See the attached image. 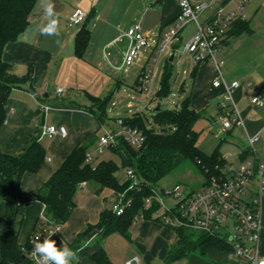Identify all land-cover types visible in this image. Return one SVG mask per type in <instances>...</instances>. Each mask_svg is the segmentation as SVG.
Masks as SVG:
<instances>
[{
    "label": "crops",
    "instance_id": "obj_1",
    "mask_svg": "<svg viewBox=\"0 0 264 264\" xmlns=\"http://www.w3.org/2000/svg\"><path fill=\"white\" fill-rule=\"evenodd\" d=\"M77 8L84 9L91 17L82 26L71 27L68 21ZM180 12L178 0H37L29 18V26L17 41L6 46L3 54V61L19 77L25 76L32 68L33 80L32 85L25 84L10 93L6 103L7 121L0 129V152L18 156L29 141L38 139L47 154L45 163L37 173L23 175L21 180L23 192L37 194L76 148L96 138L101 125L96 117L86 110L91 106L86 94L104 98L107 93H113L120 87L122 82L117 79L119 67L114 66L112 60L117 55V45L121 44L124 62L129 46L127 32L130 27L140 23L145 33L163 32ZM46 28L53 30L45 31ZM83 28L90 31V39L83 57L79 58L75 52V39ZM138 67L142 69L141 63ZM208 69L212 78L211 93L197 104L191 101L192 109L197 112H204V108L210 106V102L219 103L222 98L223 89L213 87V81L217 76V69L213 64L198 66L194 80L197 81V77L200 78ZM256 86L254 92H248L253 88L252 83L246 85L247 88L241 85L234 92V100L248 134L250 136L260 134L259 143L262 144L264 152V119L254 110V107H264L263 77H259V84ZM60 87L65 88V93L57 95ZM258 95L263 99L262 105L246 103L247 96L253 99ZM41 106H47L48 112ZM44 125L64 126L67 129V136L40 140L39 130ZM247 150L248 148L240 150V159L242 152ZM108 151L112 153L111 150ZM259 157L264 160V154ZM96 158L97 163L102 161L99 156ZM83 184L75 195L76 208L69 221L60 226L59 231L54 232L52 236L57 246L63 245L73 249L72 245L77 236L89 225H97L104 209L113 207H107V201L111 199L112 205L115 203L116 195L112 190L105 189L98 194L97 185ZM82 191L89 196L82 198L80 194ZM25 208L18 235L21 246L28 243L35 226L43 218L45 205L33 200L28 202ZM5 211L6 203L0 201V240L5 226ZM261 217L263 239L260 242L259 253L264 256V197L261 202ZM20 220L21 217L18 218V222ZM114 235L121 236L113 234L100 243L98 231H93L81 244L76 262L92 264L88 256L100 249L99 244L105 250L107 241ZM173 236L176 235L171 229L167 230L156 222L138 220L131 228V241L127 240L133 246V251L124 256L120 264H126L135 258L139 259V263L136 264L165 262Z\"/></svg>",
    "mask_w": 264,
    "mask_h": 264
},
{
    "label": "trees",
    "instance_id": "obj_2",
    "mask_svg": "<svg viewBox=\"0 0 264 264\" xmlns=\"http://www.w3.org/2000/svg\"><path fill=\"white\" fill-rule=\"evenodd\" d=\"M232 1L223 0V5L226 6ZM36 2L37 0H0V129L7 121L6 103L11 91L25 84L32 85V68L25 76L19 77L3 61V54L6 46L17 41L29 26V18ZM90 17L89 14L86 22ZM249 31L250 23L247 20H239L233 26L229 38ZM89 39L90 31L87 28L78 32L75 39L77 57H83ZM168 78L169 74L163 78L161 96L169 92ZM86 97L91 103L86 110L93 114L102 126L107 119L110 100L108 97L96 98L89 94H86ZM200 118L201 112L192 109L191 99H188L181 108L156 111L155 120L160 127L158 131L149 126L140 115L123 120L126 125L138 128L146 136V142L141 149H135L123 141L119 142L117 148L111 149L120 158L122 167L133 170L139 179V184L129 191L130 182L120 184L117 180L116 173L119 168L113 160H102L95 166L86 162V155L96 143V138L76 148L35 195L22 191L21 180L25 173H37L45 163L47 154L43 144L38 139L31 140L18 156L0 152V201L6 203L5 226L0 240V264H31L29 251L33 247L32 239L39 232L50 230L54 226H63L69 221L76 208L75 195L83 183H95L98 186V194L105 189L112 190L115 195L126 192L125 198L131 199L132 204L121 216H116L112 208L104 209L98 224L89 225L77 236L72 245L73 249H79L93 231H98L100 243L113 234H120L131 241V228L135 222L140 218L154 220L152 211L145 209L144 199L152 193V189L158 187L161 180L185 162L193 163L204 175L206 182L219 178L227 161L218 148L211 154L199 148L200 133L195 130V125ZM241 155V160L244 161L250 152L243 151ZM33 200L45 205L43 218L38 221L28 243L21 246L18 235L26 212L23 202ZM19 217L21 220L18 222ZM155 221L159 222L156 219ZM186 233L194 238L195 233L179 230L176 234L177 242L172 244L166 257V264L191 253L205 256L209 250L227 253L231 251L229 244L219 237L199 234L196 241L187 242ZM99 245L100 249L89 255V260L92 264H113L103 246ZM81 257L83 256H79Z\"/></svg>",
    "mask_w": 264,
    "mask_h": 264
},
{
    "label": "built area",
    "instance_id": "obj_3",
    "mask_svg": "<svg viewBox=\"0 0 264 264\" xmlns=\"http://www.w3.org/2000/svg\"><path fill=\"white\" fill-rule=\"evenodd\" d=\"M215 0H178L179 16L159 33L148 34L143 31L140 23L134 24L127 32L129 46L124 62L119 71L129 72L130 68L141 63L142 71L138 79L140 91H146L153 83L154 70L151 64H156L160 56L179 52L178 45L183 41L181 36L184 28L194 22L197 32L187 41L183 52L189 54L196 66L211 63L217 69L213 87L222 88L223 94L219 102L220 116L223 120V130H230L233 125L243 127L248 139V150L253 161H247L241 167L228 163L221 169L219 178L206 182L199 192H187L181 184L170 188H154L144 199L145 209L152 211V218L171 229L174 235L179 230L206 234L225 240L230 246L229 254L236 259V264H264V256L259 253L263 236V220L261 217V202L264 197V160H261L256 150L260 142V134L250 136L241 118L234 100V92L241 87L238 82L228 84L222 73L223 63H218L216 55L220 46L229 40V34L235 23L246 20L243 12L250 0H241L235 10L227 6L218 8L215 14L204 23L203 16L214 4ZM234 1V0H233ZM88 12L77 8L69 18L71 27L82 26L88 19ZM65 93L60 87L57 95ZM251 103L262 105L261 96H255ZM48 112L47 106H41ZM119 128L115 131H104L97 141V153L101 156L106 150L117 148L120 141L135 149H141L145 142V134L138 128H133L118 120ZM57 136L66 137L64 126L44 125L39 130V139H52ZM247 160V159H246ZM244 160V161H246ZM86 162L95 166L98 162L92 152L86 155ZM126 177L130 182L129 190L139 184V179L131 169H126ZM82 184L81 186H83ZM126 192L116 195L112 210L116 216H121L131 206L132 200L126 199ZM28 201L23 202L26 207ZM60 226L39 232L31 243L43 241L47 234L59 231ZM79 249L78 253L81 251ZM33 247L29 251L31 264H37L38 257L33 256ZM139 263L135 258L126 264Z\"/></svg>",
    "mask_w": 264,
    "mask_h": 264
},
{
    "label": "rangeland",
    "instance_id": "obj_4",
    "mask_svg": "<svg viewBox=\"0 0 264 264\" xmlns=\"http://www.w3.org/2000/svg\"><path fill=\"white\" fill-rule=\"evenodd\" d=\"M240 1H232L227 9L235 10ZM222 6L223 0H215L211 8L201 16L200 22L204 23ZM243 15L250 23V31L229 38V42L218 49L216 60L220 64L223 63L221 70L228 84H231L234 80L244 87L252 83L253 88L248 92H254L256 85L259 84V77L264 78V0H250ZM196 32L195 23H189L181 34L183 41L178 45L179 52L175 54V59L170 62L172 54H164L159 57L156 64H151L154 70V78L153 83L148 86L149 88L146 91H140L136 82L142 71L138 65L131 67L128 73L118 70L117 79L122 83L113 93L105 95L110 100L107 119L98 130L96 139L104 131L117 130L119 128L117 125L118 120H128L135 115L142 116L149 126L155 127L158 131L160 127L155 120L157 107H160L161 111L174 110L181 108L188 99L197 104L198 101L206 98L211 93L212 78H210V70L208 69V72L201 75L200 78L197 77V81L194 80L197 67L189 54L182 53L184 45ZM121 47V44L117 45V55L112 60L114 66L119 68L123 65V49ZM207 64L211 66V63ZM166 74H169V92L167 95L161 96L162 81ZM196 83L197 85L194 87ZM251 96L245 98L246 103L251 102ZM210 103V106L204 108V112H201V118L195 125V130L200 133L199 148L207 154L213 153L218 148L222 155L228 159V163L234 167H241L246 164L245 162L253 161L252 155H249L246 161L240 159V150L248 148V139L243 127L233 125L230 130H223L219 103L216 101ZM254 110L264 119V107H254ZM261 146L262 144L258 143L256 150L260 156H263L264 152ZM91 151L95 157L99 156L102 160H113L119 168L116 173L119 182L126 181L123 184L129 183L126 177V169L122 167L121 160L115 155L116 153L107 150L100 156L95 145L92 146ZM91 184L96 185L95 183ZM176 184H181L187 192L194 193L204 188L206 178L193 163L185 162L180 168L161 180L158 187L170 188ZM80 194L82 198L89 196L84 191ZM106 205L112 207V200H108ZM139 220L145 219L140 218ZM151 221L169 230L162 223L155 220ZM185 236L188 237L187 242L196 241L199 234L195 233L194 238L187 233ZM167 242L169 244L168 239ZM176 242L177 237L173 236L170 244H176ZM105 251L113 264H120L124 256L132 253L133 246L121 236L114 235L107 241ZM153 264L166 263L155 262ZM169 264H236V259L227 252L209 250L205 256L191 253L180 259L172 260Z\"/></svg>",
    "mask_w": 264,
    "mask_h": 264
},
{
    "label": "clouds",
    "instance_id": "obj_5",
    "mask_svg": "<svg viewBox=\"0 0 264 264\" xmlns=\"http://www.w3.org/2000/svg\"><path fill=\"white\" fill-rule=\"evenodd\" d=\"M54 23V22H53ZM52 31L51 28L44 29ZM54 233L46 236L43 241L33 245V256L38 257L37 264H75L78 260V251L67 246H57V242L52 239Z\"/></svg>",
    "mask_w": 264,
    "mask_h": 264
},
{
    "label": "water",
    "instance_id": "obj_6",
    "mask_svg": "<svg viewBox=\"0 0 264 264\" xmlns=\"http://www.w3.org/2000/svg\"><path fill=\"white\" fill-rule=\"evenodd\" d=\"M173 59H174V55H172V56L170 57V60H169V61L172 62ZM159 110H160V107H157L155 111H159Z\"/></svg>",
    "mask_w": 264,
    "mask_h": 264
}]
</instances>
